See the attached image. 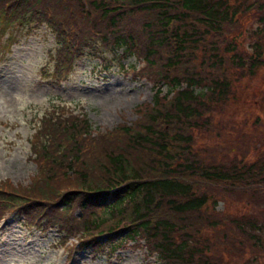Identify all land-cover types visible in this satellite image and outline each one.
<instances>
[{"label": "trees", "instance_id": "16d2710c", "mask_svg": "<svg viewBox=\"0 0 264 264\" xmlns=\"http://www.w3.org/2000/svg\"><path fill=\"white\" fill-rule=\"evenodd\" d=\"M14 2L0 0V32L13 23L48 26L54 72L120 50L119 58L139 61L131 71L154 93L133 108V120L94 136L83 112L62 116L64 107L48 106L31 139L37 175L24 189L0 185L9 189L0 192V215L29 221L44 208L42 223L62 227L64 213L77 209L79 248L114 251L132 240L155 264H261L264 119H237L231 109L242 78L264 66V0ZM244 19L259 24L246 45ZM236 201L249 212L229 211Z\"/></svg>", "mask_w": 264, "mask_h": 264}, {"label": "rangeland", "instance_id": "374dc122", "mask_svg": "<svg viewBox=\"0 0 264 264\" xmlns=\"http://www.w3.org/2000/svg\"><path fill=\"white\" fill-rule=\"evenodd\" d=\"M244 30L239 39L247 44L251 29L259 24L250 19L242 21ZM10 34L0 35V182L16 187L30 183L38 167L32 161L29 140L34 133L37 117L46 106L56 102L73 111L85 113L87 123L94 129L112 128L120 121L134 119L133 108L149 102L153 87L149 81L135 77L128 70L139 65L131 57L120 58L102 51L107 62L93 56L73 59L64 73L52 70L51 52L53 33L43 24L20 25L9 29ZM6 38L9 45H6ZM10 54L5 56V54ZM67 69V70H66ZM252 80L242 78L237 88L239 102L233 105V116L238 118L251 114L250 120L263 117L260 96L264 94V66ZM162 87V86H161ZM160 87V88H161ZM162 91L165 87L161 88ZM242 102L240 104V100ZM200 141L199 137H196ZM243 202H233L228 210L235 213L249 212ZM217 209H223L221 202ZM72 214H79L75 211ZM248 215V214H247ZM249 218V217H248ZM246 217L245 219L248 220ZM23 218L7 214L0 222V264H152L153 256L143 246L128 242L110 255L106 250L93 255L94 249H79L75 238L68 235L66 241L59 238L63 230L55 227L46 230L26 229ZM72 250L69 249L70 246ZM63 247V249H62ZM256 252L251 251L250 260ZM234 260L237 262L236 256ZM261 264H264V259Z\"/></svg>", "mask_w": 264, "mask_h": 264}]
</instances>
